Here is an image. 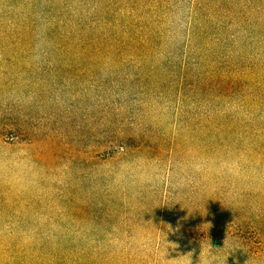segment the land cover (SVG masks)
<instances>
[{
  "label": "rangeland",
  "instance_id": "obj_1",
  "mask_svg": "<svg viewBox=\"0 0 264 264\" xmlns=\"http://www.w3.org/2000/svg\"><path fill=\"white\" fill-rule=\"evenodd\" d=\"M128 1L0 0V264H198L169 226L205 217L264 264V0ZM122 113L169 145L135 170L94 157Z\"/></svg>",
  "mask_w": 264,
  "mask_h": 264
},
{
  "label": "trees",
  "instance_id": "obj_2",
  "mask_svg": "<svg viewBox=\"0 0 264 264\" xmlns=\"http://www.w3.org/2000/svg\"><path fill=\"white\" fill-rule=\"evenodd\" d=\"M94 2L95 0H93V3H87L88 5L86 7H83L81 14L83 15L85 14L86 16L92 15L95 10ZM109 3H110V7L108 9L109 11L114 12L115 10L117 13H120V15H118L120 18L128 17L126 21L130 23L132 22L134 23L135 21L134 17L137 15V13L135 11H133L134 13L130 11L133 9V7L130 6V1L109 0ZM89 18L91 19V17ZM84 23L87 25L85 31L88 32V36L92 35L96 27L94 29H91L89 27L88 20H85ZM142 25H143L142 23H138V27L142 28ZM149 27H152L151 24H149ZM149 30L152 31V29ZM117 31L121 32L120 30ZM103 40H106V37L103 38ZM131 116L132 115H127L126 113H122V122L118 124H123L126 121L130 124L129 126L125 125L126 128L122 127V125H117L115 127L110 126L108 129L109 133H101V131L97 133L95 132V137L97 140L96 143L92 144L94 148L93 150L94 157L104 160L112 157L116 158L115 156H118L120 154L125 156L132 155L131 159L128 160L129 163L126 164V167L128 168L130 166H133L131 168L132 170H135L134 168H137L138 166L132 165V161H136L138 157L144 160L153 159L152 154H150L151 152L153 153L155 152V150H157V152H160V150H163L166 148V146H169L167 143L160 140V135L157 133L155 129H150L151 127L143 126L141 121L142 114L139 117V119L136 117L133 118ZM118 117H121V113H118ZM143 118L144 120L147 119L146 115H143ZM139 123H141L142 125H140ZM17 128L18 127H16L15 123L13 122L6 123V125L4 124L0 128L3 130L0 131L1 136L4 138L2 140L5 143H8L9 145H14L15 143L19 142V138H18L19 134H22L23 132H25V130L22 129L21 132H19V128L18 129ZM156 161L159 162L160 158L157 157ZM170 161H172V159H170ZM114 193L115 190L112 193H110V196L114 197L116 195V194L114 195ZM97 199H100V197ZM183 215L187 216L186 214ZM187 220L176 224L171 223L172 233L170 236L172 237V235H176L178 236V238L182 240L181 242H183L186 245H189V244L202 242L203 240L206 239V237L208 238V236L211 235L210 233L211 227H207V228L204 227V225L207 224V221H209L208 219H206V217L201 219L197 223H193V224L190 223L188 224ZM252 229H254V227L250 226L249 230H247V233L238 232L239 234H237L236 236L243 239H247L248 237H244V236H246L248 233H251Z\"/></svg>",
  "mask_w": 264,
  "mask_h": 264
},
{
  "label": "clouds",
  "instance_id": "obj_3",
  "mask_svg": "<svg viewBox=\"0 0 264 264\" xmlns=\"http://www.w3.org/2000/svg\"><path fill=\"white\" fill-rule=\"evenodd\" d=\"M210 225V224H206ZM205 226V225H204ZM171 229V227L169 226ZM172 231V229L170 230ZM207 240V243H205ZM202 241V251L198 258V264H227V260L230 255L236 252L239 249L237 242L233 239H229L227 236L223 247H213L212 242L210 239L206 238ZM172 245L173 251H175L179 245L177 244H170ZM195 255L194 251L188 252L187 254H177V258L175 259H166L167 264H193V256ZM168 256V255H167ZM166 256V257H167ZM251 259L247 262V264H251Z\"/></svg>",
  "mask_w": 264,
  "mask_h": 264
}]
</instances>
